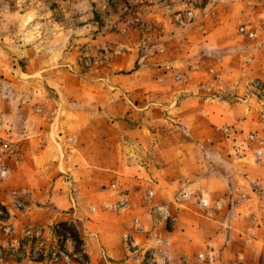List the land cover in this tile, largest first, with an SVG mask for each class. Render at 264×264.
Returning a JSON list of instances; mask_svg holds the SVG:
<instances>
[{
	"label": "crops",
	"instance_id": "0c3cea01",
	"mask_svg": "<svg viewBox=\"0 0 264 264\" xmlns=\"http://www.w3.org/2000/svg\"><path fill=\"white\" fill-rule=\"evenodd\" d=\"M215 34L214 44L203 37L197 49L179 40L187 47L174 54L175 66L188 70L184 98L166 88L168 100L140 113L134 97L155 100L164 87L155 79L150 90L121 86L118 115L112 97L103 102L92 85L84 94L77 87L72 105L47 102L43 89L28 93L5 125L23 142L22 164L0 181L12 246L29 232L49 240L62 225L74 234L49 264H264V119L230 97L264 76V36L244 43ZM228 125L235 143L223 137ZM249 132L257 141L246 148Z\"/></svg>",
	"mask_w": 264,
	"mask_h": 264
},
{
	"label": "rangeland",
	"instance_id": "374dc122",
	"mask_svg": "<svg viewBox=\"0 0 264 264\" xmlns=\"http://www.w3.org/2000/svg\"><path fill=\"white\" fill-rule=\"evenodd\" d=\"M218 30L226 41L239 36L246 43L256 34L263 37L264 0H0V125L9 124L15 107L33 88L35 93L47 91V102L59 100L72 105L77 87L81 92L84 86H96L98 99L104 102V97H112L117 115L125 101L126 93L121 91L124 85H143L150 90L155 79L164 86L159 91L154 89L155 100L149 97L151 93L145 99L136 95L137 113L153 101L168 100L170 88L179 91L183 99L188 70L175 66V50L187 48L181 41L188 39L196 49L203 37L214 44L220 37L215 34ZM130 73L137 74L133 80L127 79ZM230 95L236 101L253 104L264 119V103L260 102L264 98V76L247 81L239 96L236 92ZM54 108L51 118L55 117ZM166 116L176 120L172 114ZM8 126L0 138L19 141L23 156V142L10 134ZM224 128L232 129V134L227 136ZM221 131L225 139L236 142L238 132L233 125ZM249 134L254 138L249 139ZM256 141V132H249L242 143L250 148ZM22 161L16 165L0 159V181ZM3 165L5 171L1 170ZM68 179L71 183L65 177L66 184ZM199 204L207 207L205 201ZM10 216L8 208L0 203V264H49L61 257L67 234H74L68 227L59 225L57 229L54 225L49 240L39 231L29 232L21 244L12 246ZM72 243L77 253L78 239Z\"/></svg>",
	"mask_w": 264,
	"mask_h": 264
},
{
	"label": "built area",
	"instance_id": "2783aa9c",
	"mask_svg": "<svg viewBox=\"0 0 264 264\" xmlns=\"http://www.w3.org/2000/svg\"><path fill=\"white\" fill-rule=\"evenodd\" d=\"M250 96L254 97L253 94ZM260 102L264 103V98H260ZM233 130L230 128H224L223 133H225L227 136L232 134ZM249 139H253L254 136L253 134L248 135ZM22 146L19 143V141L11 139V138H5L2 139L0 138V159H6V160H11L14 162V164L18 165L22 161ZM1 170L5 171L6 170V165L1 166ZM67 184H70L69 179L66 180ZM153 195L152 191L148 192V197H151ZM119 209L125 208V204L121 203L117 208ZM116 211L117 209L114 208ZM134 222L138 225V220H134Z\"/></svg>",
	"mask_w": 264,
	"mask_h": 264
}]
</instances>
